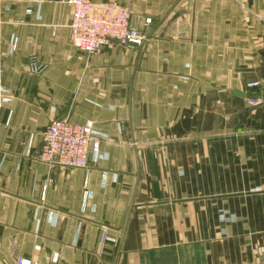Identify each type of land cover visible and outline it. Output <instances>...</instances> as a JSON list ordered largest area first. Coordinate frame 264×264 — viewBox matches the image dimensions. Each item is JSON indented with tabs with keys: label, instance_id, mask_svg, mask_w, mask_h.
Instances as JSON below:
<instances>
[{
	"label": "crops",
	"instance_id": "1",
	"mask_svg": "<svg viewBox=\"0 0 264 264\" xmlns=\"http://www.w3.org/2000/svg\"><path fill=\"white\" fill-rule=\"evenodd\" d=\"M67 1L0 0V264H264V0H91L146 34L95 56ZM55 118L107 159L41 162Z\"/></svg>",
	"mask_w": 264,
	"mask_h": 264
},
{
	"label": "built area",
	"instance_id": "2",
	"mask_svg": "<svg viewBox=\"0 0 264 264\" xmlns=\"http://www.w3.org/2000/svg\"><path fill=\"white\" fill-rule=\"evenodd\" d=\"M72 11L70 23L73 46L88 56H95L113 43L121 46H141L146 34L132 18L128 7L114 1L96 3L91 0H68ZM146 24H151L147 20ZM34 71L40 70L35 66ZM259 86V82L248 84L249 89ZM258 104L259 100H251ZM107 136L93 125L75 124L68 118H55L42 134L40 161L49 166L87 169L91 163L101 158V144ZM17 264H32L19 259Z\"/></svg>",
	"mask_w": 264,
	"mask_h": 264
},
{
	"label": "rangeland",
	"instance_id": "3",
	"mask_svg": "<svg viewBox=\"0 0 264 264\" xmlns=\"http://www.w3.org/2000/svg\"><path fill=\"white\" fill-rule=\"evenodd\" d=\"M133 18H134V17H133ZM135 19H136V21H141V22L144 21V18L141 19L140 17H135ZM146 22H147V21H146ZM146 22H145V23H146ZM151 24H152V23H151ZM151 24H150V25H151ZM140 27H141V26H140ZM104 135H105V134H104ZM100 154H101V157L103 156V160L107 159V155H106V154H103V153H100Z\"/></svg>",
	"mask_w": 264,
	"mask_h": 264
}]
</instances>
